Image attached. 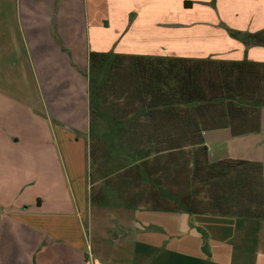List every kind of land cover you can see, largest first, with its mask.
Segmentation results:
<instances>
[{"label":"crops","instance_id":"0c3cea01","mask_svg":"<svg viewBox=\"0 0 264 264\" xmlns=\"http://www.w3.org/2000/svg\"><path fill=\"white\" fill-rule=\"evenodd\" d=\"M232 31L263 32L264 0H0V264H264V219L144 224L150 208L90 200V54L264 63ZM204 141L211 162L264 168V107L259 131Z\"/></svg>","mask_w":264,"mask_h":264},{"label":"trees","instance_id":"16d2710c","mask_svg":"<svg viewBox=\"0 0 264 264\" xmlns=\"http://www.w3.org/2000/svg\"><path fill=\"white\" fill-rule=\"evenodd\" d=\"M231 35L264 47V31ZM88 82L89 156L118 204L264 219L263 165L211 162L204 141L206 131L260 130L264 63L91 53ZM106 193L91 202L110 205Z\"/></svg>","mask_w":264,"mask_h":264},{"label":"rangeland","instance_id":"374dc122","mask_svg":"<svg viewBox=\"0 0 264 264\" xmlns=\"http://www.w3.org/2000/svg\"><path fill=\"white\" fill-rule=\"evenodd\" d=\"M111 56V55H110ZM114 56H111V58H113ZM108 98L110 99V100H112L113 99V97L112 96H110V95H108ZM105 130H106V125L104 124V123H101L100 125H99V127H98V129L96 130L97 131V133H100V134H102V132H105ZM92 140L93 141H95V138H91V137H89V152H90V145L92 144ZM96 142V141H95ZM239 148H244V147H242V146H240ZM63 149H64V156H65V160L66 161H64V163H67V166H68V168H69V172L71 173V175H72V181H73V168H72V165H71V163L73 164V150L71 151V154H70V156L72 155V158L71 159H69V153H68V150L66 149V148H64L63 147ZM212 156H211V159H216L215 157H217L216 155L217 154H215V153H213L212 152V154H211ZM49 157L48 158H46V163H47V165L49 164ZM70 161H72V162H70ZM84 168H86L85 166H84ZM89 185H90V197H91V195L93 196L94 194H96L98 191H100V190H106V196H107V198L111 201L110 202V205L111 204H117V205H120V204H118V202H117V196L115 195V194H113L112 193V191L109 189V187L107 188H105V185H106V182H107V180H105L104 178H103V176H102V174H98L97 172H96V168H95V166L93 165V163H92V160L90 159V170H89ZM100 173H101V171H100ZM56 174H58L57 172H56ZM61 185H62V187H61V189H62V195H63V200H62V210L63 211H70V210H72L71 209V205H70V203L67 201V196H66V194H65V192H66V190H65V182H64V169H63V171H62V173H61ZM111 180V179H110ZM43 198H44V196H43ZM138 207H143V208H147V207H145V206H138ZM138 207H136V208H138ZM162 212L161 211H152V210H150V211H147L146 213H144L143 215H141V220H142V223H144V224H146V223H150V224H152V223H154V222H158V220H159V222L160 223H162V220H160L161 219V217H160V215H156V214H161ZM100 216H102V215H100ZM158 219V220H157ZM138 220V219H137ZM83 225V224H82ZM87 225V224H86ZM83 226H85V225H83ZM163 226H164V228H166V227H168L169 225H166V224H163ZM172 226V225H171ZM257 227H256V229L255 230H259L260 229V226H258V225H256ZM253 231H254V227H253ZM84 234H85V232H84ZM252 236H253V233H252ZM87 250V249H86ZM62 262V261H61Z\"/></svg>","mask_w":264,"mask_h":264}]
</instances>
